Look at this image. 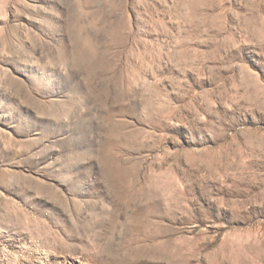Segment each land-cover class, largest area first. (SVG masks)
I'll use <instances>...</instances> for the list:
<instances>
[{
  "label": "rangeland",
  "instance_id": "rangeland-1",
  "mask_svg": "<svg viewBox=\"0 0 264 264\" xmlns=\"http://www.w3.org/2000/svg\"><path fill=\"white\" fill-rule=\"evenodd\" d=\"M0 264H264V0H0Z\"/></svg>",
  "mask_w": 264,
  "mask_h": 264
}]
</instances>
